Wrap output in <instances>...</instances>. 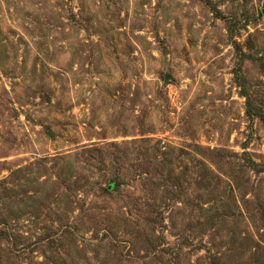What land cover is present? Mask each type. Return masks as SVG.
I'll return each instance as SVG.
<instances>
[{"label": "rangeland", "instance_id": "374dc122", "mask_svg": "<svg viewBox=\"0 0 264 264\" xmlns=\"http://www.w3.org/2000/svg\"><path fill=\"white\" fill-rule=\"evenodd\" d=\"M263 8L0 0V264H264Z\"/></svg>", "mask_w": 264, "mask_h": 264}, {"label": "water", "instance_id": "95a60500", "mask_svg": "<svg viewBox=\"0 0 264 264\" xmlns=\"http://www.w3.org/2000/svg\"><path fill=\"white\" fill-rule=\"evenodd\" d=\"M263 12H264V8H263ZM112 186H113V184H110V185H109V188H111Z\"/></svg>", "mask_w": 264, "mask_h": 264}]
</instances>
